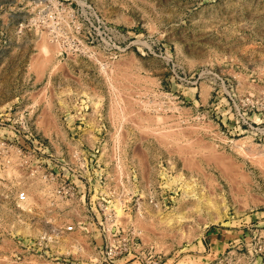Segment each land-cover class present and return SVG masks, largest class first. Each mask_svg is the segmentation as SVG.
<instances>
[{
  "label": "rangeland",
  "instance_id": "1",
  "mask_svg": "<svg viewBox=\"0 0 264 264\" xmlns=\"http://www.w3.org/2000/svg\"><path fill=\"white\" fill-rule=\"evenodd\" d=\"M0 140L84 150L92 222L9 156L0 264H264V0H0ZM115 227L132 252L97 253Z\"/></svg>",
  "mask_w": 264,
  "mask_h": 264
},
{
  "label": "built area",
  "instance_id": "2",
  "mask_svg": "<svg viewBox=\"0 0 264 264\" xmlns=\"http://www.w3.org/2000/svg\"><path fill=\"white\" fill-rule=\"evenodd\" d=\"M34 142L37 144H34L37 147L33 146L32 152L25 153L20 147L7 144L5 141L0 140V155L3 157V160L0 159V164H2V162L7 163L9 161V156H15L17 158V163L15 164L16 170H19L29 182L36 181V191L39 196L46 198L48 210L51 209L56 202L71 203L75 205V207L81 209L80 215L75 220L64 225L61 231L66 233L75 231L87 233V227H89L92 222L90 221L88 211L85 209V182L83 183L80 181V185L82 186L80 190L71 180L73 176L72 173L69 175V171H73L71 162L73 160H80L82 156L86 155L85 151L76 148L69 149L66 158L56 159L49 152L47 146L42 145V141ZM31 158L34 162H30ZM49 162L52 164L51 166ZM79 166L83 167V164ZM75 176L80 175L76 174ZM13 201L15 205L19 207L28 206L30 205L29 202L36 204V199L28 193L25 185L18 187L14 191ZM101 205L100 202H96L94 209H101ZM44 221L45 224L49 223V220L44 219ZM58 229L59 228L54 224L49 223L48 227L38 232L37 242L54 239L60 232ZM114 241H116L115 246H113ZM96 247L98 249L97 253H102V255L104 253L107 257L115 253V248L118 249L117 252L125 251L126 253H130L132 252V231L125 233L122 228L118 227L109 229L107 234L102 235L100 244Z\"/></svg>",
  "mask_w": 264,
  "mask_h": 264
}]
</instances>
